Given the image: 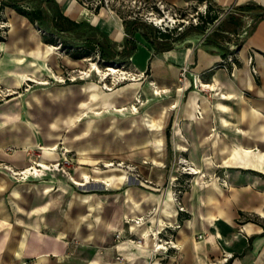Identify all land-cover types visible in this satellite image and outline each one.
Masks as SVG:
<instances>
[{
	"label": "crops",
	"instance_id": "1",
	"mask_svg": "<svg viewBox=\"0 0 264 264\" xmlns=\"http://www.w3.org/2000/svg\"><path fill=\"white\" fill-rule=\"evenodd\" d=\"M53 1L121 47L120 16ZM166 1L183 13H203L207 3ZM210 1L222 18L237 4L264 7V0ZM0 16V86L12 91L0 101V264H264V18L226 67L215 45L199 42L203 33L156 50L140 27L125 62L141 77L101 91L82 83L21 89L54 63L55 46L13 8ZM240 17L242 34L252 18ZM223 32L233 48L236 35ZM62 148L70 163L60 168L23 179L10 171L60 160ZM117 159L135 164L150 184L107 167ZM183 159L195 174L178 170ZM88 175L97 182L86 185ZM175 177L188 179L185 211L173 200ZM170 225L161 236L171 234L177 248L154 252L153 231Z\"/></svg>",
	"mask_w": 264,
	"mask_h": 264
},
{
	"label": "trees",
	"instance_id": "2",
	"mask_svg": "<svg viewBox=\"0 0 264 264\" xmlns=\"http://www.w3.org/2000/svg\"><path fill=\"white\" fill-rule=\"evenodd\" d=\"M4 6L13 8L17 13L25 16L41 31L43 42L59 45L72 59H80L96 54L100 60L117 62L127 61L136 48L135 32L142 27L143 37L156 50L166 49L173 41L181 40L190 32L204 33L209 25L220 16V10L207 0L203 13H198L199 22L185 25L182 29L171 28L161 30L137 19L123 18L125 37L120 48L111 42L105 34L83 22H76L65 16L53 0H0V9ZM240 14L251 16L244 33L239 32L242 25ZM264 18V7L255 2L237 4L224 15V17L207 34L205 42L215 45L224 58L228 53L234 54L241 46L244 38L255 27L256 23ZM0 19L2 17L0 16ZM80 28H87L81 30ZM227 31L236 35L234 47L228 48L223 41L227 38ZM3 37L0 36V40ZM73 39V40H72ZM233 61L235 58L233 57ZM168 133V132H167Z\"/></svg>",
	"mask_w": 264,
	"mask_h": 264
},
{
	"label": "built area",
	"instance_id": "3",
	"mask_svg": "<svg viewBox=\"0 0 264 264\" xmlns=\"http://www.w3.org/2000/svg\"><path fill=\"white\" fill-rule=\"evenodd\" d=\"M77 2L82 5L83 7L96 11L99 9H106L110 13L117 14L122 19H137L144 22H148L155 27L161 29V30H169L171 28H176L177 30L182 29L185 25L190 23H197L199 22L198 19V10L192 12V13H183L181 10H179L174 4L169 3L166 0H77ZM205 9V4L203 5L202 10ZM227 12V11H225ZM223 15V14H222ZM222 15L219 16L218 19L214 21L213 24L207 28V30L202 34L199 42H203L209 33V31L219 23V21L222 19ZM4 27V22L0 20V31ZM233 57L234 55L232 53H228L226 57H224L221 60V65L223 67H226L228 63H233ZM188 71L187 66H183L180 70V77L184 78L186 75V72ZM130 74L131 72H127ZM131 77H137L140 78L141 75L139 72L131 73ZM142 74V73H141ZM200 87H205V84L199 83ZM27 89V87H24ZM12 92H8V94H11ZM140 99L136 97V101H139ZM135 106V110L137 109V106L135 104H131L130 109L132 110V107ZM132 110V111H135ZM61 159L56 160L54 162L43 164L41 161H32L31 164H29L27 167L22 168L21 170H13L10 169L11 173L18 177V178H25L30 174H39L44 169H50V168H60L64 164L70 163V157L68 156V151L65 148H62L60 150ZM45 165V166H44ZM112 165V162H111ZM128 169L131 168L130 165L127 166ZM178 169L181 172H184L188 175H192L196 173V169L189 164L185 159L181 160ZM128 178V175H126ZM175 180L174 188L172 191L173 200L175 201L177 205L178 211H185V208L183 204L180 201V194L182 191L186 188L188 179L184 180L182 183L177 182V178H173ZM75 182V181H74ZM85 178L82 180L83 184H85ZM143 185H149L150 183L145 178L142 181H139ZM221 182L226 185L225 179H221ZM76 183V182H75ZM77 184V183H76ZM135 223H138L140 221V218H137L133 220ZM173 228L174 226H165L161 229H156L153 231L152 236H154V242L152 245V250L154 252H168L170 248H177L176 242L173 238V236L170 234L168 237L163 238L161 236L162 232H167V228ZM120 233L116 232V236H119ZM200 237L201 234H198ZM144 239V235L142 234L140 238H137L136 244L140 245L142 243V240ZM117 259L122 260V256H117ZM157 264H163V263H157Z\"/></svg>",
	"mask_w": 264,
	"mask_h": 264
},
{
	"label": "rangeland",
	"instance_id": "4",
	"mask_svg": "<svg viewBox=\"0 0 264 264\" xmlns=\"http://www.w3.org/2000/svg\"><path fill=\"white\" fill-rule=\"evenodd\" d=\"M227 10H224V13ZM4 22V27H2L0 31V36L4 37L6 34V23L4 17L1 19ZM35 26V25H34ZM36 27V26H35ZM37 28V27H36ZM81 30L87 31V28H80ZM38 32L41 31L37 28ZM73 40V39H72ZM234 40H236L234 38ZM55 48H52L53 54L56 56L54 59V63L52 65L45 64V70H42V74H40V78H34L35 80H26L21 86V89L27 88H45L49 86H60V85H70V84H91L93 86L98 87L101 91H109L123 83L137 80V77H131V73H135V71H129L128 65L126 62L117 61L110 62L100 60L96 54H92L90 56H85L80 59H72L64 49L60 48L59 45H54ZM108 67H112L115 71L108 70ZM121 71H125L124 73ZM131 72L128 74L127 72ZM44 74V75H43ZM8 92H12L0 86V101L5 99ZM139 98V97H138ZM134 103L137 106L140 103L134 99ZM137 110V109H136ZM135 110V111H136ZM131 112L132 111L130 109ZM109 113H103V115H108ZM130 114V113H129ZM125 113L124 115H129ZM122 115V116H124ZM112 165L107 167H116L119 171L128 175L129 178L135 179L138 182L145 179L142 176V173L139 171L138 167L131 163L122 159H117L111 161ZM111 162L107 164L110 165ZM130 165L131 168L128 169L127 166ZM100 168H104V165H100ZM179 170V169H178ZM97 179H93L88 175L86 185H90L92 182H97ZM182 183V182H181ZM255 218V216H253ZM119 232V231H116ZM116 232L113 234V239L120 240L121 234L116 236ZM120 233V232H119ZM121 256V255H118ZM123 257V256H122ZM117 258V256H116Z\"/></svg>",
	"mask_w": 264,
	"mask_h": 264
},
{
	"label": "bare ground",
	"instance_id": "5",
	"mask_svg": "<svg viewBox=\"0 0 264 264\" xmlns=\"http://www.w3.org/2000/svg\"><path fill=\"white\" fill-rule=\"evenodd\" d=\"M108 70H110V71H115V69L114 68H112V67H108ZM121 72H125V71H121ZM135 107V106H134ZM45 166V165H44ZM78 184H82L81 182L80 183H78ZM107 184V183H106Z\"/></svg>",
	"mask_w": 264,
	"mask_h": 264
}]
</instances>
